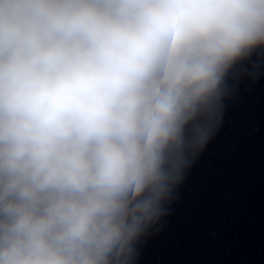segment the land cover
Returning a JSON list of instances; mask_svg holds the SVG:
<instances>
[{
    "label": "clouds",
    "instance_id": "obj_1",
    "mask_svg": "<svg viewBox=\"0 0 264 264\" xmlns=\"http://www.w3.org/2000/svg\"><path fill=\"white\" fill-rule=\"evenodd\" d=\"M264 0H0V264H135Z\"/></svg>",
    "mask_w": 264,
    "mask_h": 264
}]
</instances>
